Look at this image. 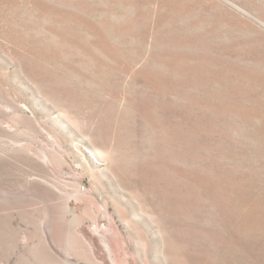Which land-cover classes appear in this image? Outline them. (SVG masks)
<instances>
[{"label": "rangeland", "instance_id": "1", "mask_svg": "<svg viewBox=\"0 0 264 264\" xmlns=\"http://www.w3.org/2000/svg\"><path fill=\"white\" fill-rule=\"evenodd\" d=\"M3 246L264 264V0H0Z\"/></svg>", "mask_w": 264, "mask_h": 264}, {"label": "crops", "instance_id": "2", "mask_svg": "<svg viewBox=\"0 0 264 264\" xmlns=\"http://www.w3.org/2000/svg\"><path fill=\"white\" fill-rule=\"evenodd\" d=\"M7 239H8V238H5L4 241L7 240ZM1 249H2V250H1ZM1 254H2V255H5V254H8V255H9L10 253H9L8 248H5L4 246L1 247V248H0V255H1ZM4 257H5V256H4Z\"/></svg>", "mask_w": 264, "mask_h": 264}, {"label": "bare ground", "instance_id": "3", "mask_svg": "<svg viewBox=\"0 0 264 264\" xmlns=\"http://www.w3.org/2000/svg\"><path fill=\"white\" fill-rule=\"evenodd\" d=\"M37 260H38V258H37ZM40 260H42V259H40ZM43 261V260H42ZM42 261H40V262H42Z\"/></svg>", "mask_w": 264, "mask_h": 264}]
</instances>
